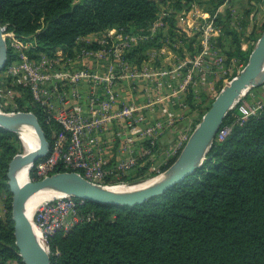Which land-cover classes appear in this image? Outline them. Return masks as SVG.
Masks as SVG:
<instances>
[{"label":"trees","instance_id":"trees-1","mask_svg":"<svg viewBox=\"0 0 264 264\" xmlns=\"http://www.w3.org/2000/svg\"><path fill=\"white\" fill-rule=\"evenodd\" d=\"M167 1L0 0V21L16 36L35 41L28 50L33 56L70 49L79 37L108 28L148 35L160 4ZM196 1L170 0L169 5L175 12ZM224 1L206 0L205 8L213 13ZM255 1L261 0L251 4ZM228 16L229 12L215 15L227 36L224 50L227 58L243 59L245 65L258 37H253L248 50L241 49ZM86 46L96 48L98 43ZM12 58L9 48L8 61ZM207 107H198L200 117ZM27 109L35 111L51 139V127L40 109ZM224 125L231 126L230 132L222 140L214 139L203 163L163 193L133 206L79 203V221L48 239L51 263L264 264V109L243 122L237 121L236 108L230 109ZM13 135L0 127L3 176L16 151ZM179 152L160 169H166ZM152 160L141 163V169L146 170ZM64 169L59 166L55 171ZM136 177L141 176H124ZM6 207L10 208L9 202ZM12 259L25 264L15 244L10 212L6 218L0 215V264Z\"/></svg>","mask_w":264,"mask_h":264},{"label":"built area","instance_id":"built-area-1","mask_svg":"<svg viewBox=\"0 0 264 264\" xmlns=\"http://www.w3.org/2000/svg\"><path fill=\"white\" fill-rule=\"evenodd\" d=\"M114 30L122 34V38L111 44L109 39L113 37ZM203 30L205 36L200 49L180 62L179 67L184 68L180 90L196 85L207 75L212 63L222 61V55L216 52L209 37L214 31L213 20L207 19ZM105 31L106 34L97 40L96 48L81 45L73 52L56 49L31 56L28 50L35 41L16 36L13 30L6 28L5 37L13 58L3 69L4 74L28 91L31 97L29 106L40 109L44 122L52 131L49 152L31 164L30 179L41 178L62 166L64 170L78 171L99 184L128 183L124 176L132 177L130 171L134 167L154 158L161 129L174 122L175 109L160 98L148 97L141 104L131 100L120 101L115 85L125 73L117 70L103 72L86 62L85 57L90 55L98 60L119 57L136 39L134 34L123 33L116 28ZM214 51L219 55L208 60ZM133 69L129 76L149 77L171 72L169 67L150 70L135 66ZM82 83L89 85L87 91L80 88ZM8 87L9 83L1 80V96L7 97ZM243 96L232 107L236 108L238 122L264 109V101L252 103ZM117 123L122 124V130L118 132L120 146L130 152L110 160L103 155L104 136ZM230 129V125L220 127L215 139H224ZM137 146L140 147L138 152L134 150ZM149 167L157 170L153 160ZM82 202L85 201L61 193L38 205L34 222L44 243L57 232L66 233L79 221L78 206Z\"/></svg>","mask_w":264,"mask_h":264},{"label":"crops","instance_id":"crops-1","mask_svg":"<svg viewBox=\"0 0 264 264\" xmlns=\"http://www.w3.org/2000/svg\"><path fill=\"white\" fill-rule=\"evenodd\" d=\"M255 2L257 4L255 9H250L252 0H225L211 13L197 3L173 12L169 5L170 0H168L160 8L157 17L151 22L148 35L136 31L128 32L134 34L136 39L132 41L128 50L122 52L121 56L101 60L95 59L91 55L85 57L89 65L100 71L117 70L125 73L115 85L120 101L131 100L141 104L148 97H157L175 109L176 118L174 122L169 126H164L159 135L157 151L153 158L156 168L173 158L175 152L183 147L182 145L190 135L188 132L189 124L187 126L186 124L188 119H191L192 114H188L191 107H189L186 90L179 89L180 76L184 75V68L179 67L180 62L186 57L192 56L191 54L197 45L202 46L205 36L203 27L207 19L214 22V31H211L209 37L215 49L225 47L227 36L216 21L215 15L225 16L227 12H229L228 25L238 32L241 49L248 50L253 37L259 36L257 27L264 28V0ZM258 20H261L260 25ZM104 34H106L105 30L83 35L76 40V44L68 51L73 52L76 48L78 50L80 44H97V40ZM112 35L113 37L109 39L111 44L122 38V34L115 30ZM149 40H152V43L147 44ZM78 61L77 58V64ZM135 66L150 70L169 67L171 72L166 75L149 77L129 76L128 74L134 70ZM88 87L87 83L80 85L83 91H87ZM244 98L252 103L258 100L264 101V82L251 88ZM121 130L122 124L117 123L105 133L102 151L103 155L110 160L126 156L130 152L120 146L118 132ZM134 150L138 152L140 147L137 146ZM142 165L140 163L134 167L130 171V175L143 176L149 173L150 167L142 170Z\"/></svg>","mask_w":264,"mask_h":264},{"label":"water","instance_id":"water-1","mask_svg":"<svg viewBox=\"0 0 264 264\" xmlns=\"http://www.w3.org/2000/svg\"><path fill=\"white\" fill-rule=\"evenodd\" d=\"M6 25L0 21V71L8 62L9 46ZM264 28L258 36L242 69L224 84L203 112L173 162L161 176L143 185L113 189L111 185L93 182L75 170H58L37 179L19 182L17 170L48 154L50 141L33 110L5 112L0 110V127L15 131V126L30 123L39 139L35 149L14 155L7 168V183L12 193L11 218L18 254L25 264H52L46 243H41L25 212V201L34 192L53 187L83 201L133 206L163 193L166 189L193 173L204 161L221 124L234 104L253 86L264 82ZM16 132V131H15Z\"/></svg>","mask_w":264,"mask_h":264},{"label":"rangeland","instance_id":"rangeland-1","mask_svg":"<svg viewBox=\"0 0 264 264\" xmlns=\"http://www.w3.org/2000/svg\"><path fill=\"white\" fill-rule=\"evenodd\" d=\"M205 1L206 0H199V1L192 3L191 5H194L195 3H197L198 5L205 7L207 6ZM162 5H165V4L161 3L160 8L162 7ZM256 6L257 4H251L250 9H255ZM258 24L259 25L261 24V20H258ZM262 30H263V27L261 26L257 27V33L259 35L261 34ZM5 36H6V33H5ZM200 46L201 45H197L196 49L192 52L191 55H193L198 49H200ZM225 48H227V43L223 49L220 48L216 50L217 53L222 55V61L218 63H212L213 66L211 67L210 70H208L207 75L205 77L200 78L198 83L195 86L193 87L191 86L186 90L187 100L189 101V107H191L188 114L189 113L192 114L191 119L189 118L190 120L188 119L187 124H186V126L189 124L190 129H188L187 127L189 134L192 132L193 128L195 127V125L198 123V121L201 118L198 107H201L200 110H204L203 108L207 107L211 103L212 99L217 94L219 89L224 84H226L244 66L243 59H240L237 57H232V59L227 58L226 51L224 50ZM216 52L214 51L212 55L207 59L210 60V58L212 59L213 56L215 57V55L216 56L219 55V54H216ZM180 79L182 81L181 76H180ZM1 80L5 82L7 81V83H9V87L7 91V97H3L0 95V110L5 111V112L26 110L28 106L31 105L30 103L31 97L28 91L24 89L22 86H20L19 84H16V82H12V80L9 77H7L6 74H4V70L0 71V84H1ZM250 89L246 92L243 98L249 93ZM9 132L14 133V135L11 138L12 143L16 147V151L12 155L13 157L16 154L23 153L25 151V147L19 135L15 131H9ZM181 148L175 152V156L178 153V151L181 150ZM163 170L160 169L159 167L157 168V170L156 169L150 170L149 173L141 177H136L130 180L128 179L126 181H128V183L139 182L141 180H145L148 178L158 176L162 174ZM0 184H1L0 185V215L6 218L7 214L11 212L12 193L7 183V175L3 176L1 174V169H0ZM6 202H9L10 208L6 207ZM46 245L48 247V243H46ZM10 264H18V262L17 260L12 259L10 260Z\"/></svg>","mask_w":264,"mask_h":264},{"label":"bare ground","instance_id":"bare-ground-1","mask_svg":"<svg viewBox=\"0 0 264 264\" xmlns=\"http://www.w3.org/2000/svg\"><path fill=\"white\" fill-rule=\"evenodd\" d=\"M263 67H264V61H263ZM15 131L19 135L20 139L22 140L23 145L25 147V151L35 149L38 147L39 139H38V136L32 124L23 123V124L17 125L15 126ZM21 154L22 153H19V155ZM29 172H30V164H26L22 166L21 168H19L16 173L19 182L22 183V182L27 181L30 178ZM160 176L161 174L158 176L152 177V178H148L145 180H141L139 182H135V183H116V184H112L111 188L113 189L131 188L135 185H143V184L149 183L152 180L159 178ZM61 193L62 192H60L59 190L53 187H47V188H43V189H40L32 193L25 201V206H24L25 212L32 223V226L34 228V231H35V234L37 235L38 240L43 244L45 240L41 234V231L35 225V222H34V215H35L36 209L38 205L42 203L43 201L51 199L57 195H60Z\"/></svg>","mask_w":264,"mask_h":264}]
</instances>
